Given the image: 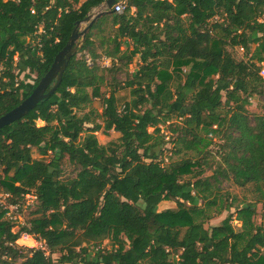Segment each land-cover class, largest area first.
<instances>
[{"label": "trees", "instance_id": "obj_1", "mask_svg": "<svg viewBox=\"0 0 264 264\" xmlns=\"http://www.w3.org/2000/svg\"><path fill=\"white\" fill-rule=\"evenodd\" d=\"M106 1L0 0V117L30 96L77 23ZM124 2L123 13L93 25L81 51L110 58L111 68L74 56L50 98L0 129V192L21 208L27 195L37 201L36 217L17 231L0 205V264H264V227L255 222L264 114L248 109L264 97V0ZM228 47L251 56L237 62ZM136 57L140 67L120 81ZM123 90L132 99L120 110ZM94 99L102 123L84 112ZM173 119V154L192 156L164 164L161 126ZM111 130L118 142L100 145L96 133ZM202 134L219 138L216 152ZM34 149L49 160L33 158ZM211 158L218 168L205 177ZM222 180L254 187L259 199L235 206ZM170 201L177 208L159 212ZM224 212L220 225L205 227ZM23 235L50 253L19 246ZM106 240L112 249L102 248Z\"/></svg>", "mask_w": 264, "mask_h": 264}, {"label": "rangeland", "instance_id": "obj_2", "mask_svg": "<svg viewBox=\"0 0 264 264\" xmlns=\"http://www.w3.org/2000/svg\"><path fill=\"white\" fill-rule=\"evenodd\" d=\"M259 9H262L264 12V5L260 6ZM85 28V24H82V26L80 27V30L82 31ZM254 48V47H253ZM122 51H125L127 48L125 45L122 46ZM130 49H132L130 47ZM227 50L229 51V53L233 56V58L237 61V62H241V61H248V59L250 58L249 55H246L245 51L239 47H235V48H231L228 47ZM83 52L80 51V54H82ZM80 54H78V57H80ZM105 57H101L99 59H97L101 64H102V59ZM107 58V57H106ZM141 65V60L139 57H136L133 61V63L131 65H129L128 68L124 69L123 72H121L119 74V80L120 81H124L125 77H126V73L128 74H132L135 70H137ZM112 66V65H111ZM111 66L109 68H111ZM107 68V69H109ZM18 72V68L17 70H15V73ZM26 73L28 72H23L21 75V79H25L28 82L33 83L35 81V76H33L30 80L26 79ZM263 76V72L261 73ZM103 94L104 95H109L110 94V87H103ZM118 99H119V107L121 110V107L123 106V104L127 101H130L132 99L131 94L129 92V90H123L117 93ZM249 112L251 114V116L254 115H262L264 114V97L263 96H254L250 99V105L248 106ZM94 112V118H96V121L98 123H102V119H101V115L103 112V105H102V101L100 99H94L93 102L85 109L84 112ZM176 119H173L170 123H167L163 126H161V134L163 135L164 139L167 143L166 146H164L163 150V160H164V164H169L173 161H177L180 160L181 158L185 157L188 158L189 156H192L191 154L184 156V155H174V139L175 136H173V134L170 131V124L171 123H175ZM39 125H43V123H39ZM91 127V125L89 126ZM154 131V129H149V132L152 133ZM203 137H205L208 140H211L214 142V145L211 147V149L216 152L218 150L217 144H219V138L216 137H211L205 134H202ZM96 137L98 139V142L100 145L102 146H110L111 143H115L118 142L119 138L121 137V135L117 132H115L114 130L105 132V131H101L96 133ZM33 158L35 159H39V160H45L48 161L49 158H42L37 150H33ZM212 158L210 160L211 163L212 162ZM209 166H207V168L205 169V177H209L213 175V172L218 168L217 162H214L211 166V168H208ZM64 177H71L74 175V167L72 165L69 164V162H67V159H65L64 161ZM1 175V172H0ZM219 188H221V191L223 194H228L229 195V199L228 202H232V199H236L235 201V206L238 207H242V202H255L259 199V194L256 191V189L252 186H248L247 188H240L237 187L236 185H234L231 181L228 180H222ZM227 198V197H226ZM36 196H34L33 194L26 196L25 199L22 201V208H20L19 212L17 211L13 215L17 220H16V227L14 228L15 231L19 230V227H21V225H24L26 223H29L32 219H34L36 217L35 212L37 211V203H36ZM177 208V204L176 202H163L159 205V212L164 211V210H168V209H176ZM214 211V210H213ZM235 210H231L230 213H234ZM229 216V212H224L222 213V215L219 216H215L212 220H210L205 227L209 228V227H213V226H218L220 225L227 217ZM255 222L257 225H262L264 227V200L261 203H257V207H256V216H255ZM234 228L236 231H241V226L242 224L240 222L234 221L233 222ZM33 238V237H32ZM31 237L27 236V235H23L22 238L17 242V244L21 247H27V248H37V247H44L47 251V253H50L48 250V247L46 246V244L44 242H38L35 239H32ZM30 239V240H29ZM35 240V241H34ZM26 245V246H25ZM102 248L109 250L112 249V242L110 240H106L103 242L102 244ZM59 256L55 255L54 258L57 259ZM178 258V255H177Z\"/></svg>", "mask_w": 264, "mask_h": 264}, {"label": "water", "instance_id": "obj_3", "mask_svg": "<svg viewBox=\"0 0 264 264\" xmlns=\"http://www.w3.org/2000/svg\"><path fill=\"white\" fill-rule=\"evenodd\" d=\"M116 2L117 0H107L98 7V12L91 13L83 22L77 23V27L68 44L57 55L50 70L41 78L30 96L14 110L0 117V129L24 118L31 110L35 109L40 102L50 98L56 92L71 59L83 50L88 32L100 17L107 14H114L113 6ZM84 23H87V26L81 31L80 27ZM54 81L56 82L54 83Z\"/></svg>", "mask_w": 264, "mask_h": 264}, {"label": "built area", "instance_id": "obj_4", "mask_svg": "<svg viewBox=\"0 0 264 264\" xmlns=\"http://www.w3.org/2000/svg\"><path fill=\"white\" fill-rule=\"evenodd\" d=\"M124 10H125V2H124V0H120V1H117L116 3H115V5L113 6V11H114V13H117V14H121V13H123L124 12ZM80 54V53H79ZM84 56L85 57V60H86V63L89 65V66H92V65H94L96 62H97V64L98 65H100L102 68H109L111 65H112V60L110 59V58H103L102 59V64L98 61V60H96V61H94L86 52H83L82 54H80V57L81 56ZM78 56V55H77ZM263 74H264V72H263ZM27 196H29V195H27ZM8 198H9V195H7V194H4V193H1L0 192V205L5 209V210H7V216L10 218V219H13V220H17L13 215H11V214H14V213H16L17 211L19 212V210H20V205L19 204H17V205H11L10 203H9V200H8ZM28 236V235H27ZM29 237H31V236H29ZM32 238V237H31ZM32 239H34V238H32ZM35 241V240H34ZM41 243V242H40ZM37 249H41V250H43V251H45L46 253H47V251H46V249L44 248V247H42V246H40V247H37ZM47 254H49V253H47ZM179 258H177V260H178Z\"/></svg>", "mask_w": 264, "mask_h": 264}, {"label": "crops", "instance_id": "obj_5", "mask_svg": "<svg viewBox=\"0 0 264 264\" xmlns=\"http://www.w3.org/2000/svg\"><path fill=\"white\" fill-rule=\"evenodd\" d=\"M95 12H98V7L92 12V13H95ZM110 14H107V15H104V16H102V17H100L96 22H98V21H100V20H103L104 22H106L107 21V19L105 18L104 19V17H106V16H109ZM95 22V23H96ZM85 24V27L87 26V23H84ZM108 26V25H107ZM80 53V52H79ZM78 53V54H79Z\"/></svg>", "mask_w": 264, "mask_h": 264}, {"label": "bare ground", "instance_id": "obj_6", "mask_svg": "<svg viewBox=\"0 0 264 264\" xmlns=\"http://www.w3.org/2000/svg\"><path fill=\"white\" fill-rule=\"evenodd\" d=\"M30 240V239H29ZM26 246V245H25Z\"/></svg>", "mask_w": 264, "mask_h": 264}]
</instances>
